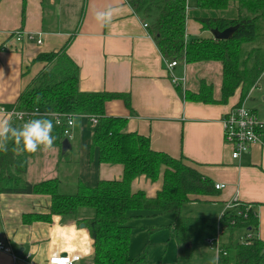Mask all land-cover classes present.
Here are the masks:
<instances>
[{
  "label": "crops",
  "instance_id": "1",
  "mask_svg": "<svg viewBox=\"0 0 264 264\" xmlns=\"http://www.w3.org/2000/svg\"><path fill=\"white\" fill-rule=\"evenodd\" d=\"M130 1L0 0V109H3V112L0 110V118H6L7 112L16 108L20 93L44 67L42 62L32 63L36 55L56 51L71 38L67 54L80 69V89L85 92L129 93L130 107L122 100H110L106 103L105 113L125 117L126 130L149 137L153 150L177 157L185 156L197 162L198 169L205 176L225 185L218 189L219 194L212 201L224 204V207L216 210H219L216 217L230 200L237 198L242 203H248L255 212L259 233L264 238V147L260 143L254 144L239 159H233L232 146L225 142L221 124V119L230 107L241 101L264 122V72L247 96L241 98L240 90L237 89L226 103L219 102L222 97V64L219 61L178 63L173 72L176 76H183V85L174 84L167 61L148 29L143 26L150 22L134 11ZM187 6L188 40L212 36L209 30L202 28L197 16L222 18L225 15L231 18L234 16L227 13L230 7L237 15L236 6L230 4L218 10L223 11V14H210L217 10L200 9L196 6V0H187ZM107 9L113 11L111 21L98 23L95 13ZM17 30L40 33L42 44L25 38L16 41L12 36ZM202 80L213 86L212 94L216 102L208 104L186 98L185 91L196 93ZM79 117V121L74 120L73 126L68 128V133L73 134L69 139L71 149L68 150L75 151L78 158L79 180L88 186H95L100 178H120L122 166L100 163L98 148H95L90 158V138L94 128L86 117ZM75 133H79L77 139L74 138ZM52 147L53 152L61 153L60 147ZM51 156L55 155L47 157ZM50 164L48 162L46 168ZM22 175L30 183H37L43 176L39 174L40 177L36 179L30 178L29 162ZM132 186L134 190L143 189L148 195H154L160 189L161 181L151 182L145 176H140L133 181ZM49 208L48 195L0 194V240L12 250L11 253L0 250V264H48L54 252L83 251L77 232L81 228L73 223L61 225L59 216H53L51 224L44 221L23 222V214L47 212ZM129 214L156 216L158 213L141 211ZM67 235L69 237L65 243ZM204 239L202 237V241L196 243H202V251L194 249L192 255L195 253L198 261L208 264L212 258L209 250L213 249L208 248L210 246ZM13 254L17 256L16 259ZM82 255L81 260H88L92 255V247L88 255L84 251Z\"/></svg>",
  "mask_w": 264,
  "mask_h": 264
},
{
  "label": "trees",
  "instance_id": "2",
  "mask_svg": "<svg viewBox=\"0 0 264 264\" xmlns=\"http://www.w3.org/2000/svg\"><path fill=\"white\" fill-rule=\"evenodd\" d=\"M231 3L237 8L235 18L196 17L205 30L217 28L222 31L239 24L231 38L218 40L211 34L209 37L188 40L187 0L130 1L134 11L150 22L147 23L149 35L165 61L176 60L179 65H184L213 60L222 64L220 103H226L237 89L241 98L247 96L264 72V0H196V6L207 11L222 10ZM70 42L71 38L56 51L36 55L32 63L42 62L44 67L20 93L16 109L39 107L42 112L70 113L76 117L82 114L97 116L98 121L93 126L90 138V158L98 148L99 162L121 165L123 173L120 178H100L95 186L78 180L77 190L66 194L62 192L57 177L37 183L25 180L22 174L26 172L28 159L33 153L16 155L14 143L9 142L8 151H0V194L29 193L50 197L47 212L25 213L23 222L44 221L51 224L53 216H59L61 225L73 223L79 228L84 223L83 229L89 237L86 232L77 229L79 242L83 244L87 241L90 244L91 241L92 255L88 260H80L81 264H148L145 251L138 257L129 255L133 232L129 220L142 216L129 212L174 213L172 229L177 242L183 245L180 257H191L196 236L205 238L215 235L219 224L229 235L227 242L222 244L226 254L219 255V264H264V238H253L246 243L233 238L237 232L259 230L255 212L251 207L245 210L248 203L241 202L242 205L237 206L246 216L239 215L237 208H233L219 221L218 217L180 214L185 202L214 201L219 194L216 183L198 169L197 162L185 156L177 157L153 150L149 137L126 130L125 117L105 113L106 103L110 100H122L130 107L129 93L82 91L80 69L67 54ZM212 92L213 86L202 80L196 93L185 91V95L190 101L211 104L216 102ZM40 118L53 122V145L61 148L69 128L65 118H60V124H57L52 115L32 117ZM13 125L21 126L18 123ZM78 136L79 133H75L74 138ZM140 176H145L151 182L160 180V189L154 195H148L143 189L134 190L133 181ZM83 208L90 209L92 214L88 212L90 215H84Z\"/></svg>",
  "mask_w": 264,
  "mask_h": 264
},
{
  "label": "rangeland",
  "instance_id": "3",
  "mask_svg": "<svg viewBox=\"0 0 264 264\" xmlns=\"http://www.w3.org/2000/svg\"><path fill=\"white\" fill-rule=\"evenodd\" d=\"M221 12L223 11L217 10L210 14H223ZM227 13L229 16H234L231 18L237 16H235L231 7L228 8ZM224 16L225 15H223V17ZM181 84L183 85V82ZM79 118L81 117H76L74 120L78 119L77 121H79ZM53 151L54 148L52 147L46 152L38 150L34 153L32 158L29 159L30 178L36 179L37 177H40L38 176L39 174H43L41 177H57L60 180V188L62 192L66 194L74 193L77 190L76 187L79 180V175H77L78 158L76 153L73 150H67L65 154H58ZM49 155L55 156L47 157ZM48 159L50 161H48ZM48 162H51V164L46 168ZM41 177L40 181L47 179V177L45 179ZM222 207H224L223 202L212 203L205 200L195 201L193 203L185 202L180 209V214L183 216L216 218L219 211L216 210ZM88 212L92 214L90 209L83 208L82 213L84 215H90ZM130 212L133 213V211ZM175 216L176 214L171 213L164 215L157 214L156 216L143 215L141 217L131 218L129 222L133 226V232L130 241L129 255L131 257H138L143 251H145L148 264H205L204 262L198 261V255L195 253L187 259L180 257V251L183 248V245L177 242L174 230L172 229L173 225L171 223ZM71 230L72 228H70V231ZM245 234V231L237 232L234 233L233 238L240 241ZM68 237L69 235L65 238V243H67ZM228 238V233H224L221 242L226 243ZM194 240V243H200L202 241V236L198 235ZM80 247L84 252L89 248L91 249L90 244L87 241H84ZM194 248L196 251L200 252L202 251L203 245L202 243L200 245L195 244ZM208 248L210 249V247ZM210 251L211 256L213 257L215 251L211 249L209 252Z\"/></svg>",
  "mask_w": 264,
  "mask_h": 264
},
{
  "label": "built area",
  "instance_id": "4",
  "mask_svg": "<svg viewBox=\"0 0 264 264\" xmlns=\"http://www.w3.org/2000/svg\"><path fill=\"white\" fill-rule=\"evenodd\" d=\"M143 26L145 28L148 27L147 23H144ZM16 41H22L25 39L27 40H35L38 44H42L40 33L35 34V33H25L23 30H17L12 36ZM168 69L170 71V77L171 81L176 84V85H181L183 81V76H176L175 73L173 72L175 67L178 65V61L176 60H171L166 62ZM231 109L227 111V113L223 116L221 119V124L223 125V138H225V142L231 144L232 146V151H231V156L233 159H239L240 156L244 153L249 151V149L257 143H260L264 147V122L259 120L256 116V114L253 112L251 108H248L245 104L244 101H241L232 107ZM1 112H3V109H0ZM34 115H52L55 117L56 123L59 121L60 124V118L66 120V123L68 124L69 127L73 126V124H69V119L70 118H76L73 114L70 113H64V114H57V113H52V112H42L39 107H34L33 109H16L14 108L11 111L7 112V117L11 116L12 117V123H18V124H23L24 122L32 119ZM82 117H86L89 122L94 126L97 121L98 117L97 116H88L86 114L80 115ZM6 117V118H7ZM69 129L66 130L67 138L71 139L73 137V134H69ZM217 185H222V187L217 188ZM216 188L221 189L225 185L222 183H216ZM232 204L233 206L230 209L237 208L236 212L239 215H244L246 216V213H243L241 209H238L237 206L242 205V203L237 199L234 198L233 200H230L227 204ZM250 205L246 204L245 210L249 209ZM227 210V211H228ZM244 210V212H245ZM223 212L224 214L227 212ZM222 218L220 215L218 216V221L219 219ZM224 234V229L217 225V230L216 234L213 236H207L205 237L204 241L205 243L210 246L215 251V254L217 251L219 252V255H225L226 252L224 248L222 247L223 242L222 236ZM253 238H258L261 239L263 238L262 235H260L259 230L257 231H246V234L244 237L241 238L240 241L243 243L246 242H251ZM0 250L5 252V253H11L12 250H10V246L6 245L4 241L0 240ZM71 253L72 257H80L78 260H73L72 264H75L79 262L82 259V252L75 251V252H69ZM69 253H63V252H54L52 254L47 263L48 264H62L60 260H54V257H65L68 256ZM14 259L17 258L15 254H13ZM94 264V263H91Z\"/></svg>",
  "mask_w": 264,
  "mask_h": 264
},
{
  "label": "clouds",
  "instance_id": "5",
  "mask_svg": "<svg viewBox=\"0 0 264 264\" xmlns=\"http://www.w3.org/2000/svg\"><path fill=\"white\" fill-rule=\"evenodd\" d=\"M112 9L98 11L95 13V19L98 23L106 24L112 19ZM74 118L69 119V124H74ZM59 123V121H57ZM53 122L49 119H30L24 122L21 126H14L12 117L0 118V151L7 152L9 142L14 143V152L16 155L24 153H35L38 150L48 151L52 148L54 137L52 136ZM222 185H217V188ZM232 204H226L224 210L220 213L223 217V212L231 208ZM62 251H67L63 249ZM90 253V248L85 251V255ZM80 257H72L71 253L65 257H54V260H60L62 264H72V261L78 260ZM208 264H219V252L209 260Z\"/></svg>",
  "mask_w": 264,
  "mask_h": 264
},
{
  "label": "water",
  "instance_id": "6",
  "mask_svg": "<svg viewBox=\"0 0 264 264\" xmlns=\"http://www.w3.org/2000/svg\"><path fill=\"white\" fill-rule=\"evenodd\" d=\"M238 27H239V24L235 25V26L226 27L222 31L218 30L217 28L209 29V31L211 32V34L214 36L215 39L224 40V39L231 38L233 36V33L237 30ZM61 144H62L61 145V153L62 154H65V152L68 149H71V144L69 143V139L67 137H65V139L62 140ZM79 227L81 229H83L84 223L80 224Z\"/></svg>",
  "mask_w": 264,
  "mask_h": 264
},
{
  "label": "bare ground",
  "instance_id": "7",
  "mask_svg": "<svg viewBox=\"0 0 264 264\" xmlns=\"http://www.w3.org/2000/svg\"><path fill=\"white\" fill-rule=\"evenodd\" d=\"M70 134V133H69Z\"/></svg>",
  "mask_w": 264,
  "mask_h": 264
}]
</instances>
